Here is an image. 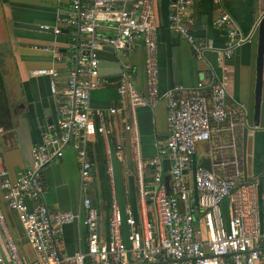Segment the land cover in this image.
I'll use <instances>...</instances> for the list:
<instances>
[{
	"label": "built area",
	"instance_id": "built-area-1",
	"mask_svg": "<svg viewBox=\"0 0 264 264\" xmlns=\"http://www.w3.org/2000/svg\"><path fill=\"white\" fill-rule=\"evenodd\" d=\"M154 2L70 0L68 14H58L52 26L39 25L41 29H51L54 35L67 31L69 64L61 89L54 67L29 71L49 78V90L58 105L56 125L42 133L41 142L31 148L30 165L14 179L0 158L1 198L7 210L17 215L23 236L34 253L32 260L21 255L0 206V239L5 251L0 252V264H264V219L259 215L257 184L239 181L238 166L233 175L221 176L213 167L193 163L196 144L209 141L212 132L221 131L226 124L233 137L237 124L233 115L244 111L245 105L236 102L230 108L225 78L207 84L200 80L183 95H176L184 90L183 85L176 84L161 95ZM126 3L130 5L128 9L118 6ZM191 3L192 0L173 1L168 28L201 56L213 46L210 39L192 33L194 18L188 12ZM263 17L264 12L252 31L242 34L230 15L222 13L216 20V26L225 29L219 59H230L236 48L251 41ZM105 23L111 34L100 32ZM137 43L144 53L145 95L132 82L131 64L121 59ZM105 47L114 50L121 67L119 106L109 108V114H121L124 129L133 132L137 142L136 109L154 107L163 97L167 104V136L157 155L147 163L142 161L139 150L136 153L138 197L145 212L137 218L130 207L122 211L114 198L108 208L107 234L103 235L99 227L101 211L89 193L92 184L87 148L90 137L111 135L104 111L92 109L89 101L91 92L105 83L98 56ZM43 49L51 51L53 58L62 56L55 46ZM68 144L76 150L80 166L82 217L71 211H50L43 200L42 170L60 158ZM117 149L121 150V145ZM164 159L169 160L167 170ZM146 169L151 172L148 180ZM188 174L193 185L187 180ZM165 175L169 176L168 183ZM110 184L113 185L112 178ZM147 203L152 206L151 215L147 213ZM223 203L228 207L227 216L221 209ZM78 219L86 229V247L72 254L63 253L57 247L59 234L65 225ZM123 224L127 226V241Z\"/></svg>",
	"mask_w": 264,
	"mask_h": 264
},
{
	"label": "crops",
	"instance_id": "crops-1",
	"mask_svg": "<svg viewBox=\"0 0 264 264\" xmlns=\"http://www.w3.org/2000/svg\"><path fill=\"white\" fill-rule=\"evenodd\" d=\"M174 0H155L154 15L158 27V87L161 95L176 84L184 90L176 95L189 93L199 82L225 78L229 95V106L243 103L245 110L234 113L235 131L233 137L226 124L219 132H212L209 141L196 144L194 165L211 168L218 175L231 176L239 169L241 182H254L258 187L259 215L264 219V56L262 70V89L258 125L253 120V105L256 84L255 61L257 55V31L251 41L235 49L228 60H220V52L225 40V29L216 26V20L227 13L236 23L242 34L250 33L264 12V0H192L188 12L194 22L191 31L196 37L210 39L213 49L205 50L201 56L194 53L190 44L168 28V15ZM70 0H0V62L3 71L7 98L12 111V127L3 128L0 133V158L14 179L31 163V148L41 142L42 133L54 129L58 105L49 90L47 76L30 74V70L40 67H54L58 71V87H63L67 75L69 36L66 30L54 35L40 24L52 26L58 14H68ZM123 6L128 9V3ZM264 18V17H263ZM39 27V28H38ZM100 32L111 34L108 24L102 25ZM55 46L62 54L53 58L52 52L44 47ZM100 73L105 83L94 89L90 95V107L105 113L111 135H94L88 140V159L91 165V188L93 203L101 211L100 231L107 234L108 208L115 198L122 211L130 207L140 218L145 212L140 203L137 188V151L144 163L157 155L167 136V104L162 97L156 106H142L136 109L138 140L133 132L124 129L121 114L110 115L108 109L119 106L117 77L119 62L111 47L99 51ZM143 48L133 45L128 56L121 58L132 67L131 79L139 92L146 94L145 72L143 67ZM116 59V61H115ZM225 66V68L223 67ZM121 145V150L117 146ZM236 161V162H235ZM109 168L111 171H109ZM111 172V174H110ZM151 172L146 169L148 180ZM113 179V185L110 184ZM192 184V176L188 174ZM43 200L50 211H71L84 215L81 207L80 166L77 153L71 144L63 148L62 156L46 165L41 174ZM0 206L7 218L17 219V215L7 210L1 198ZM151 207V208H150ZM148 214L152 206L146 204ZM227 216L228 207L222 205ZM18 220V219H17ZM19 222V221H18ZM21 226V225H20ZM22 230V229H21ZM127 241V226L122 225ZM12 235L21 255L27 260L34 253L27 244L23 232L16 230ZM87 233L80 219L65 225L57 239L58 249L72 254L86 247ZM0 252L5 253L0 239Z\"/></svg>",
	"mask_w": 264,
	"mask_h": 264
},
{
	"label": "water",
	"instance_id": "water-1",
	"mask_svg": "<svg viewBox=\"0 0 264 264\" xmlns=\"http://www.w3.org/2000/svg\"><path fill=\"white\" fill-rule=\"evenodd\" d=\"M256 31H257V55L255 61L256 84H255L254 105H253V120L255 124L258 125L259 116H260L262 70H263V56H264V18L260 20ZM117 67H118V72L116 78L121 79V67L119 65ZM163 166L164 169L167 170L169 168V160L164 159ZM164 180L166 183H168L169 176L165 175ZM168 193H170V190H168ZM99 227H100V223H99Z\"/></svg>",
	"mask_w": 264,
	"mask_h": 264
},
{
	"label": "trees",
	"instance_id": "trees-1",
	"mask_svg": "<svg viewBox=\"0 0 264 264\" xmlns=\"http://www.w3.org/2000/svg\"><path fill=\"white\" fill-rule=\"evenodd\" d=\"M12 111L7 98L5 81L0 62V127L8 129L12 127Z\"/></svg>",
	"mask_w": 264,
	"mask_h": 264
},
{
	"label": "rangeland",
	"instance_id": "rangeland-1",
	"mask_svg": "<svg viewBox=\"0 0 264 264\" xmlns=\"http://www.w3.org/2000/svg\"><path fill=\"white\" fill-rule=\"evenodd\" d=\"M151 208V207H150ZM222 208V205H221ZM7 224L9 226L10 231L12 232V227L13 230H16L19 234V236H22V230H21V226L20 223L18 222V220L16 218H12V220L10 221V219L7 218ZM203 231V235H205V228H202Z\"/></svg>",
	"mask_w": 264,
	"mask_h": 264
}]
</instances>
